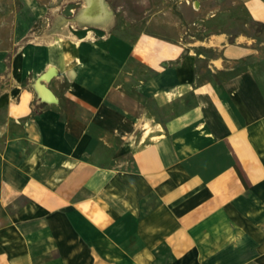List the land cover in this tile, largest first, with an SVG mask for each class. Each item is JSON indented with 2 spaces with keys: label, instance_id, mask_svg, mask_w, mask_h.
I'll use <instances>...</instances> for the list:
<instances>
[{
  "label": "crops",
  "instance_id": "1",
  "mask_svg": "<svg viewBox=\"0 0 264 264\" xmlns=\"http://www.w3.org/2000/svg\"><path fill=\"white\" fill-rule=\"evenodd\" d=\"M73 1L0 46V264H264V0H171V36L165 0Z\"/></svg>",
  "mask_w": 264,
  "mask_h": 264
},
{
  "label": "rangeland",
  "instance_id": "2",
  "mask_svg": "<svg viewBox=\"0 0 264 264\" xmlns=\"http://www.w3.org/2000/svg\"><path fill=\"white\" fill-rule=\"evenodd\" d=\"M115 4L122 3L121 0H114ZM167 2V6L169 7L168 10L164 11V14L160 16L161 21L165 24L163 26L164 31L166 35H172L175 32L176 28L172 27V21L175 20V13L171 7L173 5L172 1L174 0H165ZM204 3L209 4V12H216V15L213 20L211 21H205L204 23H200L203 28H195L191 24L188 26H185V28H189L191 30L196 29H204L205 30H217V29H231L233 27H239L241 28L242 22H247L249 24L246 17L245 10H243V7L240 5V3L236 0H201ZM138 2V0L136 1ZM37 8H44V12L42 13V16H36L33 14L34 11H32V8L29 4H26L25 2H22L21 0H0V46L8 47L10 43L14 40V38L18 35L14 34L16 30H20L23 35V37L30 34H35L37 36H42L47 32V29H49V20L46 18V5L51 8L50 15L53 17H58V14L61 12L68 13L69 8L73 7L75 5L73 0H36L34 2ZM67 5V6H66ZM75 7V6H74ZM135 16L134 21L132 23L139 24L140 23V17L142 16L139 14L138 6L135 5ZM121 16H123L122 13H120ZM235 15L239 16L242 20L236 21L234 20ZM190 16H194L190 13ZM192 17H190L191 19ZM53 20V19H52ZM122 22V21H121ZM54 25V23H53ZM253 26L252 24H250ZM152 30H155L156 28L150 27ZM184 28V27H182ZM119 30V29H118ZM236 30V29H234ZM22 36V35H21ZM130 65L132 68H134L136 71H144V69L135 61L130 62ZM147 73V72H146ZM149 73V72H148ZM132 99L138 101L143 108H148L150 111V114L155 116L157 119L160 116V113L162 110L157 109L155 106L152 105V103L149 100H140L138 97L130 96ZM150 118V117H149ZM140 134L139 131L135 132V137H138Z\"/></svg>",
  "mask_w": 264,
  "mask_h": 264
}]
</instances>
